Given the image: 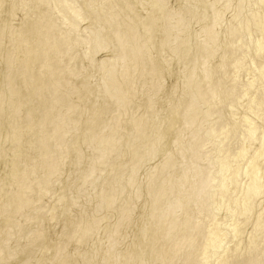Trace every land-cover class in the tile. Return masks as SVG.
<instances>
[{
	"label": "bare ground",
	"instance_id": "bare-ground-1",
	"mask_svg": "<svg viewBox=\"0 0 264 264\" xmlns=\"http://www.w3.org/2000/svg\"><path fill=\"white\" fill-rule=\"evenodd\" d=\"M30 1L24 0L22 4L17 2L19 4V7L20 5L21 7L23 6L22 8L25 9L26 15H25V22L20 23V25H18L16 28H13L11 30L12 36H11V40H9L11 41L9 43L11 48L9 47L10 48L9 49L7 47L8 45L6 47L5 46L2 47L0 43V53L2 50L7 51L5 49H8L11 51V52L9 51V53L11 54L10 56H12V58L15 60L16 67L12 70L7 71L8 74H10L14 79L13 82L15 83L18 81V79L21 78L23 79L21 90L18 93L17 92L15 93L13 91V88L10 84L8 85H10L11 87L9 88L7 87L9 93L8 95L12 96L9 105L18 106L21 102L28 105V108L25 109L27 110L26 111L27 116L24 118L23 121L25 122L27 121L28 123L29 120L32 119L31 118L32 115L37 114L40 116L39 117L40 125L44 124L43 119H45L48 121L47 125L50 126L51 128H54L55 126L60 127L61 121L59 120L58 117H54V114L56 113L58 107L56 106V103L59 102L61 105H67V106H70V104L67 103L68 101H66L68 96L58 94L53 90V79L56 78L58 82L63 83L64 81L68 80L69 74L71 72L75 73L76 74L75 79H73V77L70 75L72 79L75 81L74 83L72 82L73 86L71 91L69 92V95L70 94L81 95L83 92L90 89L88 87L90 84L89 80L92 73L91 71L94 69L97 71V69L100 70L105 68L104 60L101 61L98 58V54L105 48L112 49L113 52L112 53L110 52L111 55L114 54L115 58L117 56L120 59V61H118L119 59L117 60L113 58L114 55L113 57L110 56L112 57L111 60H109L110 61L109 63L111 64L108 67L106 74L102 76L103 78L100 76V78H102L101 79L102 83L101 82L98 83L97 87H99V90L98 89L96 90V93H98L97 95L98 96L103 95L105 97L111 98L113 103H116V107H117L113 109L114 110L118 108L121 109L124 118H134L135 115L137 116L138 113L141 114L139 115L141 116L140 118H142L143 116L144 117L143 120L141 119L139 123H134V125L133 124L123 125L118 122L114 123L117 119L112 123L110 122L105 123L106 124L105 125L106 129L104 128L106 130L105 139L107 138L108 140L107 160L113 164L114 162L117 163L119 161H122L123 159H125L124 157H126L127 158L125 160L126 164L124 163L122 167H119L114 171H110V169H108L109 166L107 167L104 164L106 167L102 166V168H100L99 174L97 173L96 178L93 179L88 184V186H85L87 185L86 184L87 177H89L88 173L86 171L84 172L83 167H81L82 165L81 163L85 160L84 159L85 156H83L80 150H78L73 146V143L76 141V140L74 141L73 138L74 135L70 138L69 137L67 139L65 138V140L63 139L64 141L61 142L60 138L58 137L59 138L58 139L55 136V133H53L52 131L49 132L48 142L52 146V151L56 159L60 157L63 158L68 153L74 154L76 160L75 164L78 167L76 165L74 166H76L77 171H79V174L76 176L77 177L80 176V178L82 177L83 179V182L81 181V183L83 184L79 188L80 190H78L79 191L78 194H82L86 196L85 197L86 202L84 201L85 204L82 205L80 209V213L78 216H76V219L73 223L69 221L60 223L59 221L60 218L63 217L66 211H68V210H63L64 208H62V206L67 202L70 203L73 202L75 204V202L78 203L77 200H80V198L76 200L75 197H74L75 199H73L72 198L73 195H71L72 197H70L69 196L70 191L68 190L65 192L64 196H60L56 200L55 202L56 204L54 208H52V205H47V206L40 205L39 207L34 208L32 210L33 212L31 211L30 215L33 214V216L36 217V220L39 222V223L32 222V225L34 223H36L34 225L39 224V226H37L38 228L36 227L37 229L34 228L37 231L34 230V232H32L31 229L33 230V227L35 226L33 227L30 226L31 227L30 229L29 225H27L29 229L27 228L26 230H22L24 232L18 234L16 232L18 231V229L16 230L17 226L15 230L12 229L14 227L11 228L9 226L11 229L8 227L6 232L2 236L0 235V237L2 238L1 247L4 249L9 248L8 251L7 249H5L7 252L4 251L7 253V255L5 254L3 256H0V264H28L29 262L32 264H45L48 260L50 261L51 255L53 256L55 255L56 250L64 249L63 246L65 247L64 245L65 243L62 242L64 239L72 241L73 239H83L86 238L87 236L90 237L92 235V232L89 233V229L91 227H89V225H86L87 218H90L92 216L93 221L100 219V217H102L101 213L105 212L106 210L105 208L106 205L110 203V201H112V198L116 195H119V197L122 200L121 201L122 204L120 208H117V212L119 213V216L116 218L114 222L112 221L113 225L112 227H110L109 232L114 231L113 230L114 228L117 229L116 227L123 223L126 224L129 223L130 225V221L133 219H134L133 222L135 223V217L130 221L125 222L122 220V216L127 210L133 212V214H135L134 216L138 215L136 214L137 211H135L136 201L133 204L129 202L130 200H133V198H139L138 196L141 197L143 195V192H141L142 188L144 189L143 191L147 195L148 200L150 201L149 204L150 208L147 210V212H145V214L143 212L141 213L144 215L143 217L144 225L141 226L142 228H140L139 238L145 240L143 241L145 242L144 244L146 248L145 250L141 249L142 250L141 253L145 258V259L142 258L144 261L145 260L147 261L148 259L149 261L147 262L149 264H203L201 263L202 262L201 261L202 259H200L201 257L199 255H195L196 254L195 250L197 246L203 243V246H205L203 254L204 257H206L207 259L204 264H264V236H263L264 208L262 206V208L258 209L256 208L257 205H255L256 199H258L260 195L263 196L264 193V127L261 128L251 118L252 116H249L252 113H259L260 111H262L261 108H263L261 104L262 103L261 97H264V88L259 86L258 79L259 78L264 79V61L259 67V74H260L259 77L258 76L251 78L248 77L249 80L247 83L245 82L242 83L243 82L242 80L244 79L240 80V75L242 73L241 74L238 73L239 68L238 70L236 69V71L233 72L232 74V78L234 79L232 89L234 91L235 96L232 97L230 102L239 100L240 98H245V96L249 97L247 98L248 101L244 103L245 104L244 108L246 110L244 112L245 113L244 116L242 115L243 118L241 117L242 118L241 126L242 128L244 127L245 128L244 130L249 133L252 140H256L260 142L259 147L251 151L252 144L244 140L245 139L244 132L241 130L236 131V128L230 127L224 120L225 118H223L220 115V111L222 112V110L217 102V98L220 90V88L218 87L222 83L223 77L220 74L219 69L217 68L216 65L217 63H214V66L211 63L212 61L214 62L215 61L214 59L216 58L215 57L216 52L214 51L213 47L217 43L216 38H218L217 36L218 32L216 31L217 28L215 29V31L212 30L214 29V27L218 23V20L221 17H219L213 11L212 12L214 14L211 15V17L209 16L210 13L209 15H205V13L209 11V9L211 8L214 9L215 8L214 6L217 5V3L220 4L221 1H224V3H226L225 7L223 5L225 9L227 5H229L228 4L229 0L228 1L226 0L227 2H225V0H215L212 1V3L209 2L210 4L205 0V4L204 2L201 4L199 3V6L202 4L203 6L200 7L196 6V8L190 7L188 9L186 6H188L189 4L186 6L182 4L184 7H186V9L183 7L184 11L181 12L178 10L179 8H177V10L179 11L178 14L177 13L175 14L176 11L174 10L175 11L174 12L172 10L173 8H170L171 6L165 8L163 19L167 22V23L165 22L166 24H168V22L172 19V16L174 15H178L179 24L189 23L191 20H194V18H197L199 20L204 16L205 19L206 16L207 18L209 17L211 18L206 23L203 30L200 32L201 34L199 35L197 34L195 38L196 46L194 45L195 46L194 49L192 48V46L186 45V42L183 39V37H181L182 39L176 37L175 38L172 37L168 39V42L171 41L172 43V44L169 43V45H173L172 47L171 46L170 47L173 50L171 52H174V55L177 56L175 58H179V59L181 58L183 60L189 58V61L190 63H192L194 69L196 68L194 67V65L195 66L201 65V67L203 66V71L200 72L201 75L200 79L197 76H195V74H193L195 70L194 71L192 70L191 72L192 75H190L189 78L187 76V79H185L184 81V86L186 87V89H189L190 91L186 90L187 92L185 91L186 93L185 97L182 100L179 101L177 100V102H175L174 104H172L171 101L175 100V96L178 89L177 87L174 88V90H171L170 93H167L165 95L166 92L164 89V85L159 83L158 81H156L158 84L155 83V85H152L150 87L147 84H146L147 86L145 85L147 79H150L152 82V79L148 78L147 76L148 74L150 73L160 74L163 68L158 63L148 61V59L145 58V54L147 52L145 53V51H142V48L143 47L145 48V45L143 43L144 40L142 38V33L138 34L139 35L138 41L135 44H133L130 48L116 46L118 44H115L113 42V36L111 32H108L107 30H102L100 28L98 29L94 28L92 30L88 29L87 26L88 21L92 22L90 20L93 19L100 20L102 17L100 16L99 12L97 13L94 12V10L83 9L84 3L91 0H37L36 2L37 5L34 7L29 6L31 5ZM119 1L120 3L124 2L123 0H94L93 2H100L101 4L104 5L103 8H105L107 11V8H109L114 3ZM261 1L263 0H259L258 2L264 3ZM158 2L161 5H163L165 1L158 0ZM243 2L245 1L243 0ZM141 3H143V1ZM237 4L240 6L242 4L241 0L240 1L238 0ZM122 5L123 4H121V6ZM195 5L197 4H194V6ZM238 7H237V12H239ZM240 7H242V5ZM183 8L181 9L183 10ZM216 8L218 9V7ZM229 8L231 7L229 6ZM116 10H114L115 15H116ZM252 10L253 9H251V11ZM222 12L223 11L219 13ZM237 12L234 14L236 15L234 16L235 18H237V15L238 17L240 16L239 14L241 11L239 13ZM121 13L123 12H120V14ZM108 14L110 13L108 12ZM131 16L132 17H130V20H133V18L136 19L134 14H132ZM147 21L146 22L149 24V26H151L154 24L155 19L152 18V16H149ZM92 23L94 24V22ZM173 23L172 25H174ZM98 24H100V22H98ZM243 24L244 27L246 28L250 27L251 25H254V27L257 30L263 29L264 31V14L260 11V9L253 10L251 12L250 18L247 19L245 22H243ZM104 25L100 27L103 28ZM129 25H133L132 30L133 32H136L134 24L132 23ZM168 25H170V23ZM178 30L179 29H177L176 31ZM114 31H116V27L114 28ZM138 31L140 30L138 29ZM188 35L190 34L188 33ZM82 44L84 45L86 44L85 46L86 50L82 51L81 53L79 51L78 53V47ZM242 46L243 45L241 43L239 46L240 47L239 50L229 51L230 53L227 52L228 55L224 56L223 58L225 57L238 58L239 54L241 53L240 50ZM263 47L259 42L256 45L258 52H261ZM3 53L1 54L3 55ZM259 55H261V53ZM128 56H132L133 63H135L137 65V68H139L140 70L139 74L136 77L129 76V71L131 68L129 69L128 66L130 64L126 65V61H125ZM69 59L76 60V62L74 60L75 62L74 64L72 63L73 65L71 64L70 73L69 70H67L66 68V66H68L67 64H69L68 63ZM78 59H80V61H78ZM82 60L87 61L88 67L86 68H88L89 73L88 72L82 73V71H79V67L82 63L81 62ZM31 66H35L37 69L34 70L29 69ZM232 71H234V69ZM254 75L255 74H253V76ZM108 80L113 83L112 87L106 86ZM138 83L141 84L139 85V87L141 86V88L145 89V86L149 88L148 89L146 88V90L143 89V92H141V94L144 93L141 95V97L144 95L143 98L133 99V101H131L130 103H126L125 102L126 100L124 98L125 97L126 99L132 98L133 91H135L134 86L135 84H137L138 86ZM253 88H255L256 92L255 94H250V90ZM88 91L90 93V90ZM85 96L86 95H84V97ZM96 97L94 99H96ZM163 97H165L167 102H169L168 105L170 103L172 104V105L170 104L171 106L169 105V108L167 109L168 113H172V112L175 113L174 115H170L171 119H169L168 129L174 130L178 133L180 129L183 130L184 128H187L189 126L188 134L186 135L187 136L186 139H184L185 143L183 146L185 147L186 145V147L188 148V152L185 153L184 149L182 148V145L179 146L180 139L178 136H176V138L173 139L174 144L175 143L177 144V145L175 144L177 146L175 152L174 153L169 152L170 154L167 153L168 156L165 155L166 158H164V161L161 160L157 165H155V167H150L151 170L152 168L153 170L148 175L147 180L144 183L145 185H143L142 183L138 185L140 187L136 186L137 187L136 190L135 189L133 190L131 189L130 186L133 183L134 179H137L136 175L139 174L142 165L147 160L154 159L156 156L159 155L158 153L163 152V151L159 152L161 150L159 143L162 141L160 140L159 142L157 138L153 139L152 144L147 153H145L143 150L139 148L142 142H146L149 139L146 133L147 123L151 120H154V118L156 119V122L158 123L161 122V117L163 116L161 112H153V109L152 111H149L148 109L151 105L152 106L155 105L157 100H161V98ZM89 101L86 106L84 104L83 106L87 107L86 109L88 110V115H91V117L94 116L97 117L98 116L96 110L97 101L96 103L93 99ZM230 102H228L230 104L229 106H231L232 108V111L230 112L234 116L236 114L235 113L236 107L234 106L233 102L231 103ZM163 104L165 103L163 102ZM205 105H208L207 108H205ZM111 107H113V105ZM237 108H239V106ZM111 109L108 108L106 111L112 112L113 110ZM81 111H83V108L81 107L78 109L74 108L71 112L68 111L69 113L68 114L66 113L65 120H68L69 122V120L75 118V115H77ZM107 112L106 114H108ZM165 113L166 111L164 112V114ZM262 113L264 114V112ZM1 116L2 114L0 111V118ZM192 119H194V123H195L194 126L190 125ZM261 119L264 120V115ZM165 124H164V128L167 126V124L166 126ZM6 127H7L6 129L10 134L11 132L16 130L14 125L12 126L9 125ZM72 129L73 131L77 130L78 126H75ZM87 129H91V131L93 132L95 131L94 126L92 125H88ZM184 131L186 130H183V132ZM34 136L35 133L31 130L21 140L22 144L26 146H30L32 148L33 154L35 153V151H37L36 149L37 139H34ZM160 137L161 136L159 135L158 138L161 139ZM32 140H36V141H34V143H31ZM209 140H211L212 142ZM239 141L240 142L244 141V143L243 142L240 143ZM209 142L210 145L208 147H205L206 144H208ZM9 143L10 142H8V144ZM32 151L30 156L34 158V156L32 155ZM95 151L96 150H94V152ZM176 154L181 156V160H179ZM203 161L204 162L206 161L207 164L205 165L204 163H202ZM238 161L239 162L241 161L239 166L237 165ZM110 163L108 165H110ZM32 165L33 164L31 163L30 166ZM27 170H29V168ZM74 171L76 170L74 169ZM73 174L75 175L76 173ZM38 180L39 178L36 175V178H33V181L32 180L31 181L32 183L34 182L36 184ZM76 180L77 179H75L74 181L76 182ZM142 185L144 187H142ZM87 188L88 191H85L87 190ZM184 188H187L186 190L187 193L185 192ZM183 196L186 197L190 196L193 202L199 200L200 201L199 207L198 208L195 207L194 210H192V208H184L182 203L183 201L182 199L184 198ZM6 203H7L6 205H8L10 208H14V209H18L17 207L20 206V201L17 195L13 193L6 198ZM77 205L79 206V204ZM10 208L6 210L7 211L10 210ZM221 208H226L228 210L227 211L228 214L225 215V217L223 218L220 217L221 219H219L217 218V215L220 213ZM54 209L62 210L59 216H57L58 223L62 225L61 227L62 229L60 228V230H58L57 235L55 234L56 237H54L55 235L53 234L54 235L53 238L51 237L52 235L50 233L49 235L51 236H49L48 233H46V231L44 230L46 229V225H47L46 220L48 218V213L50 210L53 211ZM256 209L258 210L257 212ZM250 211H252L253 216H255L253 222V228L248 236V240L244 241V243L242 242L243 243L242 245L240 241L241 240L240 237L242 236V234H244L243 232L246 230L245 228L248 225V213ZM65 217L62 218L64 221H65ZM30 218H27L26 221H30ZM67 220L68 219H66V221ZM2 222L3 219L0 222V226L3 227L4 223L2 225ZM93 224L94 223H92V226ZM75 229H78V231L74 232ZM15 235H17V238L14 240ZM136 235H138V233ZM26 238H28V241ZM25 239L27 242H29V245L30 244L33 245L34 249L38 251L39 254L37 253L38 255L36 257L34 256L36 255L34 254L35 252L32 251L34 249L33 248L31 249L30 246L26 244L27 242L23 244L22 240L24 241ZM90 241L93 242V240ZM117 245L118 244L114 239H111L109 240V242H107L106 246L108 247L107 248L108 251L105 252L104 256L102 257L101 264H123L120 262L121 261L120 253L118 251L119 249L117 250ZM102 247L103 245L101 246V248ZM89 248L88 250L86 249L81 255L75 256V259H77L78 261L77 264H93L97 259L99 260L100 245L93 246L91 249ZM208 252L209 255H206ZM70 254L71 253L68 254L69 258L72 257V255L70 256ZM138 255H140V252L135 256L133 260L134 262L140 261L138 260V258H140L138 257ZM68 257H66V259ZM143 260L141 263L145 264L146 262H144ZM65 261L67 262V260ZM51 263H54V261H51Z\"/></svg>",
	"mask_w": 264,
	"mask_h": 264
},
{
	"label": "rangeland",
	"instance_id": "rangeland-1",
	"mask_svg": "<svg viewBox=\"0 0 264 264\" xmlns=\"http://www.w3.org/2000/svg\"><path fill=\"white\" fill-rule=\"evenodd\" d=\"M23 1L24 0H0V18H1L0 19V43H1L2 47H4V46L6 47L7 45H8L7 46L8 48L10 47L9 43L11 41H9V40H11V36H12L11 30L13 28H16L18 25H20V23L25 22V15H26L25 9H23L22 8L23 6L21 7V5L19 7V4H18V3L22 4ZM93 1L94 0L88 1L90 3V5H89L88 2H85L84 6H83V9L84 10H86V9L94 10V12H97V13L99 12L100 16H102V17H101L100 20L99 19L90 20V21L94 22V24L92 22L88 21L87 22L88 29L92 30L94 28H97V29L100 28L102 30H107L108 32H111V34L113 36V42L115 44H118L116 46L125 47V48H130L133 44H135L138 41V38H139L138 34L142 33V38L144 40L143 43L145 45V48L143 47L144 49L142 48V51H145V53L146 52L148 53V54L146 53L147 55L145 54V58H147L148 61L158 63L163 68L162 71L160 72V74L159 73H150V74H148L147 76H148V78L152 79V82H151L150 79H147L145 85L147 84L150 87L152 85H155V83L158 84L156 82V81H158L159 83L164 85V89H165V92H166L165 95L167 93H170L171 90H174V88L177 87L178 89H177V93H176V96H175V100H172L173 102L171 101L172 104L177 102V100L178 101L182 100L185 97V94H186L185 91L189 90V89H186V87L184 86V81H185V79H187V76L189 78V76L192 75L191 74L192 70L193 71L195 70L193 74H195V76H197L200 79L201 78L200 72L203 71V66L201 67V65H199V66L198 65H196V66L194 65V67H196L194 69L192 63H190V61H189V58L185 59L186 61L181 59V58L180 59L179 58H175L177 56L174 55V52H171V51H173L171 49V47L173 45H169V43H171V41L168 42V39L172 38V37H174V38L176 37V38L182 39L181 37H183V39L186 42V45L187 46H192V48L194 49L195 46H196L195 45L196 44V41H195L196 39L195 38H196L197 34L198 35L201 34L200 32L203 30V28L205 27L206 23L211 19L210 18L211 15L214 14L213 12H215V14H217L219 17H221L222 19L218 18L219 20H221V21L218 20L219 24L217 23L216 26L214 27V29L212 30V31H215V29L217 28L216 31L218 32V35H217L218 38H216V39L218 41L216 40L217 43L213 47L214 51L216 52L215 53V57L216 58L211 56V57L215 58L214 59L215 61L214 62L212 61L211 63L213 64V66H214V63H217L216 64L217 68L219 69L220 74L223 77V81L220 84V86L218 87V88H220L219 94H218V98L220 99V101L217 98V102H218V104H219V106H220V108L222 110V112L220 111V115L223 118H225L224 120L226 121V123L230 127L236 128V131L241 130V131L244 132V135H245V137H244L245 139L244 140L248 141V142H250L252 144L251 151L255 150V149H257L259 147L260 142L256 141V140H252V138L249 135V133L244 130L245 129L244 127L242 128V126H241L242 125L241 120H242V118H243V116L245 114L244 112L246 110L244 108L245 107L244 103L248 101L247 98H249V97L245 96V98H240L241 101H240V99L239 100H235V101H231V102L234 103V106L236 107L235 108V110H236L235 113L236 114L234 116L230 112V111H232V108H231V106H229L230 104L228 102H230L232 97L235 96L234 91L232 89L233 81H234V79L232 78V74H233V72L236 71V69L238 70V68H239L238 73L239 74L242 73L240 75V80L244 79V80H242L243 82L240 81L242 83H244V82L247 83L249 78L257 77V76L259 77V75H260L259 74V67L262 64V62L264 61V47H263L264 46V36H263L264 35V31H263V29L262 30H257L254 27V25H251L250 27H248L249 28L248 29V28L244 27L243 22H245L247 19L250 18L251 12L253 10H256V9L259 10L260 9V11L264 14V3H259L258 2L259 0L258 1L257 0H244L245 2H243V0H241L242 7H240L241 5L239 6L238 5L239 3L237 4L238 0H229V1L227 0L229 5H227L226 8L228 9L229 6L232 8V9L229 8L227 10L226 8L224 9L226 3H224V1H221L220 4L217 3V5L214 6L215 8L218 7V9L217 8L216 9L219 10V11H217L215 8H214L215 10L213 8H211V9H209V11H207V12L205 11L206 12L205 15H209V13H210V15H209L210 17L208 16L209 18H207V16H206L207 21L205 19V16L203 17L204 20H203V18H201V19H199L200 21L197 18H194V16H193L194 20H191L189 23H186V24H181L180 23L179 24L178 15H174V16H172V19L168 22V24L170 23V25H168V24H166L167 22L163 19L165 8H167L168 6L169 7L171 6L170 8H173L172 10L176 11V12L174 11L175 14L176 13L178 14L179 11L183 12L184 8L186 9V7H187V9L190 8V7L196 8V6H199V3L201 4V3L204 2V4H205V0L204 1L202 0V2H201V0H181V1H178V0H167V2H166V0H164L165 2H164L163 5H161L158 2V0H123L124 1L123 3L122 2L120 3V1L114 3L112 6H110L112 8H110V7L107 8V11H106L105 8H103V6H104L103 4H101L100 2H93ZM142 1H143V3H141ZM206 1L208 3L209 2L212 3V1H215V0H206ZM227 1L225 0V2H227ZM253 1H255V2H253ZM11 2H13V3H11ZM30 2H31L30 3L31 5H29V6L34 7V6L37 5V3H36L37 0H31ZM207 2H206V4H207ZM261 2H264V0L261 1ZM231 3H233V4H231ZM12 4H14L15 6L12 5ZM121 4H123L125 6H123V5L121 6ZM182 4L184 6L189 4L190 6L188 5V6L184 7ZM192 4H193V6H194V4H197V5H195L193 7ZM261 4H263V5H261ZM16 5H17V7H16ZM223 5H224V7H223ZM200 6H203V4L200 5ZM244 6H246V7H244ZM180 7L181 8L184 7L183 10ZM237 7L239 8L238 9L239 12L241 11L240 14H239L241 17L240 16L238 17V15H237L238 20H237V18L234 17V16H236L234 14L237 12ZM177 8H179L178 9L179 11L177 10ZM251 9H253V10L251 11ZM114 10H116V15L114 14ZM221 11H223V12L219 13ZM108 12L110 14H108ZM120 12H123V13L120 14ZM239 12H237V13H239ZM218 13L221 14V15H219ZM132 14L135 15L136 19L133 18V20H130V17H132L131 16ZM222 14H223V16H222ZM149 16H152V18L155 19L154 24L151 25V26H149V24L147 23L148 22L147 20H148ZM119 19H121V20H119ZM196 19H197V21H196ZM117 20L119 21V23H118ZM135 20H137V21H135ZM130 21L134 24L136 32H133V30H132L133 29V25H129V24H132ZM158 21H159V23H158ZM173 21H174V23H173ZM98 22H100V24H98ZM237 22H238V24H237ZM121 23L122 24L125 23V24L122 25ZM172 23L174 25H172ZM91 24H93V25H91ZM102 25H104L103 28H105V29L100 27ZM166 25H168V26H166ZM115 27H116V31H114ZM138 29L140 31H138ZM177 29H179L180 31L179 30H178L179 32L176 31ZM238 31H239V33H238ZM157 33H159V34H157ZM188 33L190 35H188ZM194 34H196V35H194ZM262 36H263V38H262ZM255 37H256V39H255ZM260 38H262V39H260ZM222 40H223V42H222ZM117 41H119V42H117ZM258 42L263 47L261 52H258V50L256 48V45H257ZM241 43H242L243 46L241 47V50H240L241 53L239 54L238 58H234V57H225V58H223L224 56L228 55L227 52L232 51V50H239L240 49L239 46H240ZM167 44L169 45V47L170 46L171 47L169 48ZM85 46H86V44L85 45L84 44L80 45L78 47V53H79V51L81 53L82 51L86 50ZM83 48H85V49H83ZM5 50H7V51L2 50L4 53L1 51V53H3V55L0 53V55H1L0 56V74H1L0 75V111H1V114H2V116L0 118V121H1L0 122V128H1L0 129V149H1L0 150V210H1L0 211V220L2 221V219H3L2 225H3V223L5 225V226L3 225V227L0 226V235L1 236L6 232V230L8 229L9 226L11 228L14 227V228H12L13 230H15V228L17 226L16 230L18 229V231H16V232L18 234L24 232L22 230H26L27 228L29 229L30 226L31 227L35 226V227H33V230L30 227L31 231L34 232V230L38 228L37 226H39V224L38 225H34V224L39 223V222L36 220V217H34L33 214L30 215L31 211L34 208L39 207L40 205H45V206L52 205V208H54V206L56 204L55 203L56 200L60 196H64L65 192L68 191V190L70 191L69 192L70 193V195H69L70 197H72L71 195H73V197H72L73 199L76 198V200H77V199L80 198L81 201L77 200L78 203L75 202L76 205L73 202H71V203L67 202L66 204H64L62 206V208H64L63 210H68V211H66V213H65L66 217H65V214H64L63 217L60 218V220H59L60 223L61 222L64 223V222H68V221L73 223L75 221V219H76V216L79 215L82 205H84L85 202H86V198H85L86 196H84L82 194H78L79 193L78 190H80L79 188L83 184V183H81V181L83 182V179H82V177L80 178V176H78V177L76 176V175L79 174V171H77V167L78 166L75 164L76 160H75L74 154L73 153H68L65 157H63V158L60 157V158L56 159L54 154H53V151H52V146L48 142L49 141L48 138H49V132L50 131L55 133V136L57 138L59 137L61 142L64 141L65 138L67 139L68 137L70 138V137H72L74 135L73 138H74V141L75 140L76 141L73 143V146L75 148H77L78 150H80V152L83 154V156H85L84 159L86 161L84 160L81 163L82 164L81 167H83V171L84 172L86 171L88 173L89 177H87V181H86L87 185H85V186H88V184L93 179L96 178L97 173L99 174L100 168H102V166H105V165L107 167L109 166L108 169H110V171H114L117 168L122 167L124 165V163H125V160L127 159L126 157H124L125 159L122 160L123 162L119 161L117 163L114 162L113 164L110 163L107 160V157H108L107 141L108 140H107V138L105 139V134H106V130H105L106 129L105 128L106 124L105 123L106 122L112 123V122H114L117 119L114 123L118 122V123L123 124V125H127V124H133L134 125V123H139L141 121V119L143 120V117H144L143 116L142 118H140L141 116H139V115H141V114L138 113L137 116L135 115L134 118H124L121 109L118 108V109L114 110L117 107H116V103H113L111 98L105 97L103 95H99V96L97 95L98 93H96V90L97 89L99 90V87H97L98 83H100L102 81L101 80L103 78L102 76H104V74H106V71L108 70V67L111 64V63H109L110 62L109 60H111V58L114 55V54L111 55V53L113 52L112 49L105 48L104 50H102L98 54V58L101 61L104 60V62H105L104 63V67L105 68L104 69H100V70L97 69V71L94 69V70L91 71L92 72L91 73V77H92V75H93V77H92V79L90 77V80H89L90 84H89L88 88H90V89H88V90H90V93H89L88 90H86L81 95L79 94L80 96L78 94H74V95L70 94L69 95V92L71 91L73 83L75 81L73 79L76 78V74L71 72L70 68H71V64L72 63L74 64L76 62L77 58H76V60L74 59L75 62H74L73 59H69L70 62L72 61L71 63L68 61L69 64H67L68 66H66V68H67V70H69V73L70 72L71 73L69 74V78H68L67 81H64L63 83H60V82L57 81L56 78L53 79V90L56 93H58V94H62V95L68 96L66 101H68L67 103L70 104V106H67V105H61L59 102L56 103V106H58V107H57L56 113L54 114V117H58L59 120L61 121L60 122V127L59 126H55L54 128H51L50 126L47 125L48 121L45 120V119H43L44 124L40 125V118H39L40 116L37 115V114H33L32 117H31L32 119L29 120L30 123L29 122L27 123V121L25 122L23 120L27 116V112H26L27 110H25V109L28 108V105L23 103V102H21L18 106L9 105L10 99L12 98V96L8 95L9 94L8 93V88L12 86L13 91L15 93L16 92L18 93L21 90V86L23 84L22 83L23 79L22 78L18 79V81L14 83L13 82L14 79L12 78V76L10 74H8L7 71L14 69L16 67L15 66L16 64H15V60L12 58V56H10L11 55L9 53L10 50H8V49H5ZM5 52H7L8 54L5 53ZM260 53H261V55H259ZM110 56H112V57H110ZM169 56H171V57H169ZM113 58H115V55H114ZM128 58H129V60H128ZM115 59L118 60L119 58L116 56ZM78 61H80V59H78ZM118 61H120V59ZM125 61H126V65L130 64L128 66L129 69L131 68L130 71H129V76L130 77H134V76L136 77L139 74L140 70H139V68H137V65L135 63H133L132 56H128ZM5 62L8 63V64H6ZM11 62H14V63H11ZM81 62H80L81 65L79 67V71H82V73L83 72L84 73H87V72L89 73L88 68H86V67H88L87 61L82 60ZM184 63H185V65H184ZM7 67L8 68L10 67V68L8 69ZM84 67L87 69V71H86V69ZM29 69L34 70V69H37V68L35 66H31ZM233 69H234V71H232ZM183 70L184 71L186 70V71L184 72ZM249 74H250V76H249ZM253 74H255L256 76L255 75L253 76ZM70 75L73 77V79H72V77ZM100 76L102 78H100ZM2 79H3V81H2ZM258 80H259L258 81L259 86L264 88L263 87L264 86V79L263 78H261V79L259 78ZM8 84H10L11 86L8 85ZM139 85H141V84L138 83V86H137V84H135V86H134L135 91H133L132 98H130V99H126V97L124 98L126 100L125 101L126 103H130L131 101H133V99L143 98L144 95L142 97H141V95L144 94V93L141 94V92H143L144 88H141V86L139 87ZM106 86L107 87H112L113 83L108 80ZM146 86H145L144 90H146V88L147 89L149 88V87H146ZM19 87H20V89H19ZM140 88L142 89V91H141ZM255 92H256L255 88L250 90V94H255ZM14 94H13V96H14ZM84 95H86V96L84 97ZM87 97H88L89 100L93 99L95 101V103L97 101V103H96L97 104V107H96L97 109L96 110H97V113H98L97 117H95V116L91 117V115H88V110L86 109L87 107H85L88 104V101H89L87 99ZM95 97H96V99H94ZM261 100H262L261 104L263 106V108H261L262 111H260L259 113H252L249 116H252L251 118L255 121V123L258 124L261 128H263L264 127V123H263L264 120H262L261 118L264 115L262 113V112H264V97H261ZM163 102L165 104H163ZM168 103L169 102H167L165 97H163V98H161V100H157L156 104L153 105V106L151 105L152 107L150 106L149 109H148L149 111H152V109H153V112H161V114L163 116L161 117V122H159V123L156 122L155 118H154L155 121L151 120V121H149L147 123V125H146V133H147L149 139L146 142H142V144H140L139 148L141 150H143L145 153H147L149 148H150V146H151V144H152L153 139L157 138L159 140V142H160V140L162 141V142L159 143V145L161 147V150L159 152H161V151H163V152L158 153L159 154V155L157 154L158 156H156L152 160L149 159L150 161L147 160L148 162L146 161L147 163L145 162L142 165L139 174L136 175L137 179H134L135 182L133 181V183L130 186L131 189H133V190L134 189L136 190L137 187H140L138 185H140L142 183H143V185H145L144 183L146 182L148 175L153 170V168L151 170L150 167H155V165H157L161 160L164 161V158H166V156H168L167 153H169V152L170 153H174L175 152L177 144L176 143H175L176 145L174 144V142H173L174 140L173 139H175L176 136H178L179 139H180L179 140V143H180L179 146L182 145V148L184 149V152L185 153L188 152V148L186 147V145H185V147H183V146H184V143H185L184 139H186V137H187L186 135L188 134L189 126L187 128L183 129V130H186V131L183 132V130L180 129V131H178V133L176 131H174V130L168 129L169 128V119H171L170 115H174L175 114L174 112L168 113L167 109L169 108V105L171 104L170 103L168 105ZM83 104L85 106H83ZM227 104H228L229 107L227 106ZM112 105H113V107H111ZM207 106L208 105H205V108H207ZM238 106H239V108H237ZM80 107L83 108V111H81L80 113L75 115V118L77 117L76 119L72 118L71 120H69V122H68V120H65L66 113L67 114L69 113L68 111L71 112L74 108L78 109ZM108 108H110V109L112 108L111 110H113L114 112L113 111L112 112H107L106 110ZM228 108H230V109H228ZM161 109H162V111H161ZM104 111H106L108 114H106V112H104ZM165 111H166V113L168 115L166 113L164 114ZM146 114H147V112H146ZM14 115H15V117H14ZM163 118H164V120H163ZM64 120H65V122H64ZM103 121H104V123H103ZM165 123L167 124V126H166ZM17 124H19V125H17ZM164 124L166 126L165 128H164ZM9 125H11V126L14 125V127L16 128V130L11 132V134L6 129L7 128L6 126H9ZM88 125L94 126L95 131L93 132V131H91V129H87ZM103 125H104V127H103ZM190 125H193V126L195 125L194 119L191 120ZM75 126H78V129L73 131L72 128L75 127ZM99 126H101V127H99ZM31 130L35 133L34 139H37V141L36 140H32V142H31V143H34V141L37 142L36 143L37 144V147H36L37 151H35L34 154H33L32 148L30 146H26V145L22 144V142H21L22 138L27 133H29ZM158 134L161 136L160 137L161 139L158 138V136H159ZM35 137H37V138H35ZM209 141H211V140H209ZM8 142H10V143L8 144ZM172 142H173V145H172ZM242 142L244 143V141H241L240 143H242ZM174 145H175V147H174ZM209 145H210V142L208 144H206L205 147H208ZM244 145H246V144H244ZM90 147H92V148H90ZM30 150L32 151V155L34 156V158H32L30 156V154H31ZM94 150H96V151L94 152ZM176 156H178L179 160H181V156L180 155L176 154ZM88 157H89V160H88ZM27 159H30V160H27ZM205 162L203 161L202 163H204L206 165L207 162L206 163ZM31 163L33 164L32 166H30ZM109 163H110L111 166L108 165ZM240 163H241V161L240 162L238 161L237 165L239 166ZM74 165H76L77 167L74 166ZM28 168H29V170L30 169L31 170L30 171L27 170ZM88 168H90V169H88ZM74 169L76 171H74ZM97 170H98V172H97ZM73 173H76V174L74 175ZM36 175L39 178V180L35 184L34 182L32 183V181H33V178H36ZM143 176H144V178H143ZM74 178L77 179L76 182L74 181L75 180ZM56 181H58V182H56ZM58 183H61V184H58ZM133 184H134V186H133ZM143 185H142V187H144ZM88 188L85 191H88ZM184 189H185V192L187 193V191H186L187 188H184ZM143 190L144 189L142 188L141 192H143V195L141 197L138 196L139 198H133V200H130V202H129V203L133 204L136 201L135 204H136V209L137 210L135 209V211H137V213L136 212L135 213L138 214L139 216L138 215L134 216L135 214H133V212H131L129 210H127L122 216V220L125 221V222H128V221H130L131 219H133L135 217V223L133 222V220H134L133 219V220L130 221V225H129V223L128 224L123 223V224H121L122 226L118 225L116 227L117 229H115V228L113 229L115 232L114 231L109 232L110 231V227H112V225H113V222L119 216V213L117 212V208H120V206L122 204L121 198L119 197V195H116V196H114L112 198V201H110V203H108L106 205V207H105L106 210H105V212L101 213L102 217H100V219L93 221V217L92 216L90 218H87L86 225H89V227L92 228V229L91 228L89 229V233L92 232V235L90 236L91 239L88 236L86 238H83V239H73L72 241L64 239L62 241V242L65 243V244L63 243L65 245V247L63 246L64 249L56 250L55 255L54 256L51 255L50 261L48 260L46 263L47 264H55V263H57V264H68V263L77 264L78 261H77V259H75V256L81 255L86 249L88 250L89 247L92 248L93 246H97V245L99 246L100 245V256L101 257L99 256V260L97 259L96 260L97 262L95 261L93 264H101L102 257L104 256L105 252L108 251V249H107L108 247L106 246L107 242H109V240H111V239H114L116 241V243L118 244L117 245V250L119 249L118 251L120 253V260H121L120 262L121 263H123V264H133V263L134 264H144V263H141L142 260L145 259L141 252H142V250H145V248H146V246L144 244L145 240L143 239L144 240L143 241L142 239L139 238L140 228H142L141 226L144 225V221H143L144 220V218H143L144 215L141 214V213L143 212L145 214V212H147V210L150 208V205H149L150 201L148 200V197L144 193ZM12 193L16 194L18 199H19V201H20V206L17 207L18 209L10 208L8 205H6L7 204L6 203V198ZM78 195H81V196H78ZM183 197L184 198L182 199L183 200L182 203H183V207L184 208H192V210H194L195 207L196 208L199 207V205H200V201L199 200H197L198 202L197 201L193 202L192 199L190 198V196L189 197L188 196L187 197L183 196ZM77 204H79V206ZM255 205H257L256 208H258V209L262 208V206L264 208V193H263V196L260 195V197L258 199H256ZM92 206H93V204H92ZM9 208H10V210L7 211L6 209H9ZM61 211L62 210H60V209H54L53 211L50 210L49 213H48V218L46 220V224L47 225H46V229L44 231H46V233H48V235L50 233L52 236L51 235H49V236H51V237H53L55 234L57 235L58 230H60V228L62 227V225L59 224L58 220H57V216H59ZM227 211L228 210L226 208H221L220 213L217 215V218L221 219V218L225 217V215L228 214ZM257 211L258 210L256 209V212ZM139 212H140V214H139ZM185 213H187V212H185ZM21 214L24 215L25 219L23 218V215H21ZM30 216H31V218H30ZM64 217H65V221L62 219ZM27 218H30V221H26ZM66 219H68V220L66 221ZM254 219H255V216H253L252 211H250L248 213V225L245 228L246 230L243 232L244 234H242V236L240 237L241 238L240 241H241L242 245H243L244 241L248 240V236H249V234H250V232H251V230L253 228ZM99 221H100V223H99ZM32 222H36V223H34L32 225ZM27 223H29V224H27ZM92 223H94L93 226H92ZM239 224H240V222H239ZM27 225H29V227ZM55 225H57V226L59 225V226L57 227ZM126 226H127V228H126ZM23 227H24V229H23ZM133 229H134V231H133ZM35 231H37V230H35ZM77 231H78V229H75L74 232H77ZM137 233H138V235H136ZM56 235L54 237H56ZM263 236H264V234H263ZM16 238H17V235L14 236V240ZM1 239L2 238L0 237V256H3L5 254L7 255L6 252L9 250V248H5V249H7V251H6L4 248L1 247V242H2ZM26 239L28 241V238H26ZM26 239L24 241L22 240L23 244H25V242H27ZM90 240H93V242L90 241ZM103 240H104V242H103ZM96 242H97V244H96ZM26 244L29 245V242H27ZM91 244H93V245H91ZM102 245H103V247L101 248ZM29 246H30L31 249L32 248L34 249L33 245L30 244ZM204 247L205 246H203V243L199 244L197 246L196 250H195L196 254L194 253L195 255H199L201 257L200 258V259H202L201 263H203V264L207 260L206 257H204V254H203ZM91 248H89V249H91ZM77 249H78V251H77ZM4 251H6V252H4ZM32 251L35 252L34 253V254H36V255H34L35 257L39 254L36 249H34ZM139 252H140V255H138V257H140V258H138V260H140L139 261L140 263L136 262V261H135L136 262L135 263L133 260H134L135 256L137 254H139ZM69 253H71L70 256L72 255L71 258L68 257ZM206 255H209V252ZM66 257H68V258L66 259ZM65 260H67V262ZM51 261H54V263H51ZM147 261H149V260L147 259ZM147 261L146 260L144 261V262H146L145 264H149ZM30 264H32V263H30Z\"/></svg>",
	"mask_w": 264,
	"mask_h": 264
}]
</instances>
